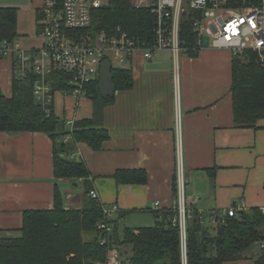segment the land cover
I'll return each mask as SVG.
<instances>
[{"label": "crops", "instance_id": "0c3cea01", "mask_svg": "<svg viewBox=\"0 0 264 264\" xmlns=\"http://www.w3.org/2000/svg\"><path fill=\"white\" fill-rule=\"evenodd\" d=\"M42 5L43 0H0V9L18 12L16 41L23 49L42 46L37 22ZM233 61L228 50L211 46L178 61L170 52H157L151 60L135 56L129 66L133 88L116 92L104 111L110 139L100 151L79 143L73 155L85 162L102 205L119 208L112 217L118 226L127 219L125 228L137 231L146 213L155 221L153 212L176 207L173 182L180 173L192 213L208 216L243 203L245 211L264 207V120L257 128L235 126ZM13 86V62L0 59V87L7 97ZM54 109L67 122L93 116V105L84 97L58 94ZM119 170H143L148 183L119 185L113 177ZM56 189L64 207L84 208L83 181L54 175V143L48 135L0 132V238L19 234L25 212L52 210ZM259 255L258 250L248 260L226 264H254Z\"/></svg>", "mask_w": 264, "mask_h": 264}, {"label": "trees", "instance_id": "16d2710c", "mask_svg": "<svg viewBox=\"0 0 264 264\" xmlns=\"http://www.w3.org/2000/svg\"><path fill=\"white\" fill-rule=\"evenodd\" d=\"M94 14V32L106 31L111 35L117 27H122L140 42L149 43L155 38L153 14L149 9L132 6L130 0H110L108 6L96 10ZM17 21L16 9H0V43L16 41ZM112 74L116 92L133 88L130 68H114ZM232 76L235 126L257 128L264 120V69L255 60L245 62L243 58H234ZM34 80L14 81L11 97H7L0 87V132L48 135L54 143L55 177L75 182L82 180L86 202L81 210L68 209L56 189L52 210L25 212L19 234L0 238V264H105L107 248L100 244V240L107 234L99 230L101 222L113 228L108 238L111 245L120 250L121 264H184L180 229L171 221L175 216V207L153 212V226L137 231L125 228L119 234L117 221H106L103 205L91 197V173L85 162L73 157L79 143L93 151H100L110 139L103 126V116L106 107L114 102L115 95L104 97L101 94L100 79L88 84L86 98L93 105V116L77 120L71 133L66 117H59L54 105L45 109L36 102ZM51 80L55 91L63 89L68 92L61 83L63 75L56 74ZM70 133L73 140L64 142ZM113 177L119 185H146L149 180L143 170H119ZM173 194L177 199V174ZM85 234L92 235L91 239L85 240ZM263 240L264 215L261 208L240 211L238 217L228 216L216 229L205 225L200 213L195 210L188 220L186 263L226 264L246 260L245 253ZM123 247L132 248L131 256L122 251ZM256 263L262 264V259H257Z\"/></svg>", "mask_w": 264, "mask_h": 264}, {"label": "built area", "instance_id": "2783aa9c", "mask_svg": "<svg viewBox=\"0 0 264 264\" xmlns=\"http://www.w3.org/2000/svg\"><path fill=\"white\" fill-rule=\"evenodd\" d=\"M133 2L137 8L149 9L154 16L155 38L152 42H140L122 27H117L111 35L106 31L94 32V13L108 6L110 0H43L37 21L42 46L26 50L17 41L1 42L0 59L12 60L14 81H32L35 78L33 94L36 102L45 109L54 105L58 94L86 98L85 88L100 79L105 60L111 62L113 69L129 68L137 54L151 60L157 52H170L174 60L178 61L181 56H198L205 49L206 39H210L211 48L228 50L234 58L247 60L253 56L256 64L264 69V0ZM56 74L63 75L61 83L68 92L54 90L55 84L51 77ZM74 124V121L67 122L71 133ZM71 133L64 138V142L73 140ZM185 188L186 180L180 173L175 216L171 221L180 229L184 254L188 220L192 218ZM91 197L100 202L95 190L91 191ZM156 206H160V202H156ZM103 209L107 221L113 219V214L119 208L103 206ZM240 211H245L244 203L226 212L215 210L208 216H200L204 223L208 219V225L216 229L226 217H238ZM261 211L264 215V207ZM98 228L107 234L100 240V244L107 248L105 264H121V252L111 245L108 238L113 233L112 226L101 222ZM257 245L259 258L264 264V240Z\"/></svg>", "mask_w": 264, "mask_h": 264}, {"label": "rangeland", "instance_id": "374dc122", "mask_svg": "<svg viewBox=\"0 0 264 264\" xmlns=\"http://www.w3.org/2000/svg\"><path fill=\"white\" fill-rule=\"evenodd\" d=\"M130 3L132 6H135L134 5V2L133 0H130ZM136 7V6H135ZM104 8V7H103ZM205 48H210V39H206L205 40ZM251 60H255V58H250V59H247V60H244L245 62H249ZM138 216H142V214H139ZM129 218V217H128ZM131 219H134V220H139V217H130ZM121 220V219H120ZM140 220L142 221L139 225L142 226V227H150V226H153L155 225V221H154V218L153 216L150 214V213H146L144 215V217H141ZM121 224L118 226V231H119V234H122L123 230L125 229V226H129V221L127 219L125 220H122V222H120ZM205 225L207 226H210L208 225V219H206L205 221ZM188 227V225H187ZM15 237V235L13 236ZM92 237V235L90 234H85L84 236V239L85 240H90ZM123 252L126 254V255H130L131 256V253H132V248L131 247H128L129 250H126L124 247L122 248ZM258 245H254V247L248 251L247 253H245V256H246V260L250 259L257 251H258ZM182 251H183V258H184V263H186L187 259L185 258L186 256V253H187V248L185 250V254H184V250H183V247H182ZM129 252V253H128Z\"/></svg>", "mask_w": 264, "mask_h": 264}, {"label": "water", "instance_id": "95a60500", "mask_svg": "<svg viewBox=\"0 0 264 264\" xmlns=\"http://www.w3.org/2000/svg\"><path fill=\"white\" fill-rule=\"evenodd\" d=\"M112 71L113 68L111 62L105 60L102 64L99 84L100 92L104 97L114 96L116 94Z\"/></svg>", "mask_w": 264, "mask_h": 264}]
</instances>
